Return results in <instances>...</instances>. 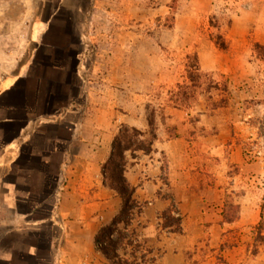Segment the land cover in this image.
<instances>
[{"label":"rangeland","instance_id":"1","mask_svg":"<svg viewBox=\"0 0 264 264\" xmlns=\"http://www.w3.org/2000/svg\"><path fill=\"white\" fill-rule=\"evenodd\" d=\"M263 35L264 0H0V80L19 69L24 75L14 95L0 96V156L28 118L51 120L72 107L79 108L69 114L73 121L89 107L91 133L110 124L112 132L120 127L118 133L133 127L147 141L153 134L185 138L184 161L191 168L179 181L180 197L189 202L194 183L202 206L181 209L172 184L161 195L182 220L204 221L189 226L199 239L187 264H264V246L253 254L255 227L264 219ZM195 55L201 73L192 66ZM215 63L226 69H212ZM192 72L200 75L191 79ZM8 115L14 121L5 123ZM42 127L15 161L0 162V243L7 248H21L31 237L45 243L55 231L49 222L28 230L22 220L47 221L60 186L65 147H53L55 128ZM58 133L69 138L65 130ZM209 139L213 144L203 143ZM45 156L50 160H41ZM161 160L169 183L173 159ZM243 207L248 222L238 223ZM163 213L159 224L168 235ZM225 213L237 220L226 222ZM140 215L128 227L131 235L140 236ZM213 222L228 225L219 231ZM144 253L127 242L118 251L130 263ZM10 254V260L0 255V264H46L49 258Z\"/></svg>","mask_w":264,"mask_h":264},{"label":"crops","instance_id":"2","mask_svg":"<svg viewBox=\"0 0 264 264\" xmlns=\"http://www.w3.org/2000/svg\"><path fill=\"white\" fill-rule=\"evenodd\" d=\"M25 6L29 14L30 11L28 10L31 8L29 5L25 4ZM32 10L34 11L33 7ZM261 37L259 40H264V35ZM262 43L264 42L262 41ZM23 69L21 68V72ZM212 69L224 71L226 68L223 64L215 63L212 65ZM19 72L20 69L16 76H2L0 96L5 97L8 93L11 96L15 94L14 88L18 80L24 77ZM87 102L89 103V94H87ZM7 109L10 110L13 107L8 106ZM75 111L79 112V108H64L57 111V117L51 120L38 119L33 116L28 118L19 132L7 142L3 149L0 162L15 161L16 157L22 153V147L44 125L47 127L45 128L46 131H52V128H55V134L51 139L53 147L56 145L65 147V153L59 165L60 186L56 193V201L50 218L41 222H29L25 217L22 218L28 230L37 232L41 230L43 224L49 222L55 230L54 233L46 236L45 243L42 239V241L39 239L31 240V237L29 242L23 244L21 248H7L0 243V255L4 260L12 258L10 253H26L32 257H39L40 253H49L46 264H109L97 248L96 238L103 227L113 223L123 207L122 198L115 190L105 184L104 179V165L111 156L113 141L120 127L115 126L116 129L112 132L109 124L103 131L99 132L93 128L91 133L90 123L87 122L88 116H86L89 107L86 106L79 118L73 121L69 114H73ZM3 120L5 123H10L14 121V117L8 115ZM61 130L68 132L69 138L58 135ZM214 141L209 139L204 140L203 143L213 144ZM204 144L202 146L206 147ZM186 146L185 138L179 136L168 140L158 138L154 141V150L151 153L137 151L135 154L129 155L126 177L131 185L136 187L135 198L137 201L145 204L139 217L140 222H143L144 225L142 231L138 232V230L137 232L140 234L139 239L155 256V260L151 264H187L188 260L195 258V254H191L190 251L198 242L199 235L197 236L195 233L193 235L189 226L204 222L201 218L188 216L181 222L182 231L180 233L169 231L168 235H165L159 224V215L170 207L169 199L161 195L167 186L172 184L171 190L175 197L180 200L181 209H184L186 205L193 207L196 205L195 203L201 207L204 201L202 196L196 195L198 192L194 183L193 189L189 193L192 196L191 200L185 204L183 197H180L184 192V186L179 181L191 168L184 161ZM208 149L216 151V149L212 150V147ZM162 155L173 159L167 168L169 183H165L163 179ZM41 160L49 161L50 159L45 156ZM192 168L200 169L193 166ZM6 206L8 209H12L13 203H7ZM246 208H242L238 223L248 222L245 213ZM2 224L5 223L2 221ZM223 224L228 225V223ZM223 224L213 222L210 225L211 227H219V231H223ZM235 247L238 246H233V248Z\"/></svg>","mask_w":264,"mask_h":264},{"label":"trees","instance_id":"3","mask_svg":"<svg viewBox=\"0 0 264 264\" xmlns=\"http://www.w3.org/2000/svg\"><path fill=\"white\" fill-rule=\"evenodd\" d=\"M217 44L220 48L227 49L225 42L219 43L217 41ZM194 60L195 63L192 66L195 67L198 73H201L202 70L197 55L194 56ZM192 74L191 79L194 76L197 77L200 75H195L193 72ZM149 123L151 126L153 125V121H149ZM131 131L134 134H131ZM142 136V132L137 129L123 126L114 138L113 151L109 160L104 165L105 184L115 190L123 201V207L119 215L111 225L103 227L96 238L97 245L105 243V246L100 247L99 250L108 260L109 264H151L155 260V256H153L151 250L143 246L139 240V236L136 233H132L131 235L128 230V227L133 223L135 218L142 213L145 204L137 201L135 198L136 187L131 185L126 177L129 164L127 153L131 152V154H135L137 151H143L149 154L154 150V141L156 139L155 134L152 135L153 139L149 141L142 139ZM229 208L233 209L236 207L230 206ZM173 214H176L177 218L173 217ZM163 218L165 228L170 229L173 233H180L182 231V217L175 204L163 213ZM225 218H227L226 222H234L237 220V216H231L229 213H225ZM121 224L124 226L126 234L122 228H119ZM175 224L177 227L173 229ZM255 230L257 232L253 243L254 255L259 252L261 246H264V219L260 220ZM125 242L135 248V252H137V249L144 250L145 253L139 258V262L130 263L119 256L118 251L124 246ZM132 256L135 258L136 255Z\"/></svg>","mask_w":264,"mask_h":264},{"label":"built area","instance_id":"4","mask_svg":"<svg viewBox=\"0 0 264 264\" xmlns=\"http://www.w3.org/2000/svg\"><path fill=\"white\" fill-rule=\"evenodd\" d=\"M105 246V243H100L99 245H97V248L99 249L100 247Z\"/></svg>","mask_w":264,"mask_h":264}]
</instances>
